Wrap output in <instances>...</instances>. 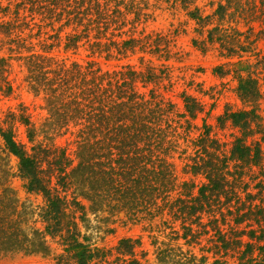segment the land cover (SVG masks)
Returning a JSON list of instances; mask_svg holds the SVG:
<instances>
[{
    "label": "trees",
    "instance_id": "16d2710c",
    "mask_svg": "<svg viewBox=\"0 0 264 264\" xmlns=\"http://www.w3.org/2000/svg\"><path fill=\"white\" fill-rule=\"evenodd\" d=\"M193 1L180 0L184 8ZM198 11L195 7L188 15L203 25L209 16L200 17ZM139 12L137 4L123 0H0V52L25 60L26 81L45 102L41 132L68 134L74 145L70 154L53 143L39 142L28 149L16 140L11 127L4 128L0 122L2 150L17 158L16 176L26 181L27 192L39 193L44 199L38 214L45 223L44 233L53 236L65 230L66 250L72 251L75 264H90L94 257L77 240L75 223L68 214L70 208H83L77 197L88 201L93 211L124 212L133 221H152L167 215L178 221L183 231L180 235L178 230L173 233L191 240L195 237L191 226L202 213L215 215L220 199L233 195L228 189L232 169L250 168L262 159L259 142L247 143V138L262 132L264 139L258 113L263 79L248 65H243L244 76L236 75L235 88L236 96L247 108H226L219 117L230 121L240 133L229 153L219 150L221 142L211 136L204 120L203 131L190 138L193 131H198L194 120L203 112V104L182 92L183 110L178 111L175 103L159 91L172 85L166 68L100 67L94 58L120 60L135 51L162 50L160 45L166 40L158 38V43L150 44L148 37L137 38ZM212 15L216 22L207 38L218 40L227 52H244L253 41H246L247 36L234 25H227L228 20L236 25L264 24V0H217ZM250 28L248 25L246 30ZM36 44L41 52L34 50ZM59 48L72 53L84 50L90 59L66 63L53 54ZM23 52L27 55L20 57ZM6 61L0 56V72H5ZM256 62L264 65V56ZM217 71L225 74L222 67ZM19 120L27 128L29 142H33L28 116L21 114ZM187 139L195 146L192 156L186 155L187 148L183 147ZM182 156L187 160L186 172L204 179L199 186L187 181L178 184L172 160ZM31 212L2 185L0 256L48 251L41 230L28 220ZM248 213L242 212L235 222ZM220 237L223 250L240 249L237 264H264L262 233L249 229L231 236L225 232ZM138 243L121 239L117 249L130 252ZM167 253V249L158 251L161 257Z\"/></svg>",
    "mask_w": 264,
    "mask_h": 264
},
{
    "label": "rangeland",
    "instance_id": "374dc122",
    "mask_svg": "<svg viewBox=\"0 0 264 264\" xmlns=\"http://www.w3.org/2000/svg\"><path fill=\"white\" fill-rule=\"evenodd\" d=\"M123 1L127 3L132 1L140 7V23H136L138 39L148 37L150 44L158 43V38L166 42H162L160 45L162 50L158 52L135 51L127 54L123 59L110 61L94 58L102 69L115 70L123 65L132 66L136 70L153 68L157 71L166 68L172 85L168 90L159 91L165 98L175 103L178 111L183 110L180 97L182 92L195 96L203 104V112L194 120L198 131H193L190 138L197 137L199 131H203L201 125L204 120V125L210 127L211 136L221 142L219 150L223 149L225 153H229L232 141L240 133L230 121L220 120L219 117L223 116L226 108L231 111L247 108L236 96L235 88L236 75L239 73L244 76L245 71L242 68L248 65L250 71L263 79L260 82L263 98L259 100L258 113L261 128L264 130V65L256 62L258 57L264 56L263 23L250 22L246 25L242 23L236 25L234 22L229 24L228 20L227 25H234L238 31L243 32L244 36H247L246 41L249 39L253 41L246 51L231 53L227 52L218 40L212 41L211 38H207L208 30L214 26V21L216 22V17L212 13L217 0H194L187 8L181 5L180 0ZM195 7L198 8L200 17L209 16L203 25L188 15V11ZM129 15L130 18L133 17V14ZM248 25L251 28L246 30ZM34 32L35 30L32 33ZM216 35H212L213 39L217 37ZM33 42L36 43L37 39ZM34 50L41 52L37 44ZM53 54L59 60L64 59L66 63L90 59L84 50L72 53V51L63 52L59 48L54 50ZM25 55L27 53L23 52L20 57ZM0 56L7 60L5 72H0L1 125L4 128L11 127L16 140L28 149L39 142L44 145L53 143L54 146L65 147L67 153H72L74 145L70 135H53L50 131L45 132L46 135L41 132V124L46 117L45 102L41 93L33 92L26 81L25 60L13 55L9 57L6 51L0 52ZM219 67H222V72L225 71V74L218 73ZM237 69L239 70L235 71ZM8 86L9 90H7ZM21 114L29 118L33 128V142H29L27 138V128L19 123ZM261 133L247 138V143L259 142L262 159L250 168L232 169L228 189L233 191V195L230 196L229 193V198L223 196V199H220L222 203L217 205L215 215L202 213L198 221L194 222L191 226L194 239L185 240L176 236L173 231L178 230L179 235L183 231L179 222L167 215L152 221L147 219L133 221L124 212L109 214L106 210L93 211L89 208L88 201L77 197L83 208L76 210L70 208L68 214L75 223L74 235L77 240L85 244L94 254L89 263L237 264L240 249L231 247L223 250L220 248L222 238L220 236L225 232L231 236L241 230L254 229L257 234L262 233L264 237V139ZM188 139L183 142V147L187 148L186 155L192 156L195 146L191 145ZM2 149L0 139L2 182L0 189L2 185L8 187L14 192L19 203L25 204L27 210L32 211L27 214L28 220L41 230V240L45 241L48 251L45 254L14 253L0 256V264H75L74 259L71 258L72 251L66 250L65 230L53 236L44 233L45 223L38 216L44 206V199L39 193L27 192L26 181L16 176L17 158ZM172 161L178 184L187 181L193 182L197 187L204 181L200 175L192 176L186 172L185 157H174ZM246 210L250 213L236 223V218ZM214 218L218 221L214 222ZM125 238L138 240L139 243L130 252H122L117 246L119 241ZM164 249H167L168 253L161 257L158 251Z\"/></svg>",
    "mask_w": 264,
    "mask_h": 264
}]
</instances>
